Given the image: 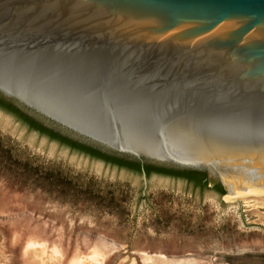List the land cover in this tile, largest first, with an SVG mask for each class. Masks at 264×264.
Segmentation results:
<instances>
[{"label":"water","instance_id":"obj_1","mask_svg":"<svg viewBox=\"0 0 264 264\" xmlns=\"http://www.w3.org/2000/svg\"><path fill=\"white\" fill-rule=\"evenodd\" d=\"M0 96L105 153L264 193V0H0Z\"/></svg>","mask_w":264,"mask_h":264},{"label":"rangeland","instance_id":"obj_2","mask_svg":"<svg viewBox=\"0 0 264 264\" xmlns=\"http://www.w3.org/2000/svg\"><path fill=\"white\" fill-rule=\"evenodd\" d=\"M228 195L93 157L0 105V264H264V193Z\"/></svg>","mask_w":264,"mask_h":264},{"label":"trees","instance_id":"obj_3","mask_svg":"<svg viewBox=\"0 0 264 264\" xmlns=\"http://www.w3.org/2000/svg\"><path fill=\"white\" fill-rule=\"evenodd\" d=\"M0 105L2 106H8L15 112H17L22 118H24L27 123L31 126L32 129H35L37 131H40L43 134H47L50 136L51 139L59 140L64 144H67L69 146L79 148L83 152H86L93 157L103 159L107 162L117 164L119 166H129L139 172H145L147 175H150L153 172L159 171V172H165L169 174H173L175 176H181L189 181H194L197 185L201 186H208L209 184L213 183L215 187H217L218 192L221 195L226 194V190L224 186L221 184V182H216L214 180L208 179L206 172L198 171V170H177L172 168H166L161 166H156L152 164H142L140 161L136 160H128L116 155L105 153L97 148H94L92 146L80 143L76 140H73L67 136L62 135L61 133L45 126L44 124L40 123L36 119H34L32 116L27 114L26 112L22 111L20 108H18L13 102L8 101L4 97L0 96ZM53 170H48V177L52 178L56 176ZM58 175V174H57ZM62 177V176H58ZM65 178V177H64Z\"/></svg>","mask_w":264,"mask_h":264},{"label":"bare ground","instance_id":"obj_4","mask_svg":"<svg viewBox=\"0 0 264 264\" xmlns=\"http://www.w3.org/2000/svg\"><path fill=\"white\" fill-rule=\"evenodd\" d=\"M247 194H252V193H246V194H235V195H228L229 197H238V196H244V195H247ZM254 194H257V193H254Z\"/></svg>","mask_w":264,"mask_h":264}]
</instances>
